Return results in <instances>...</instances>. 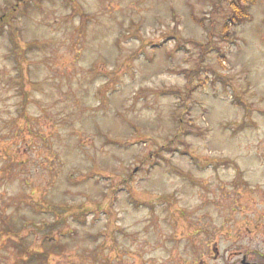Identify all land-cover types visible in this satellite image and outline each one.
Returning a JSON list of instances; mask_svg holds the SVG:
<instances>
[{
    "label": "rangeland",
    "instance_id": "obj_1",
    "mask_svg": "<svg viewBox=\"0 0 264 264\" xmlns=\"http://www.w3.org/2000/svg\"><path fill=\"white\" fill-rule=\"evenodd\" d=\"M0 264H264V0H0Z\"/></svg>",
    "mask_w": 264,
    "mask_h": 264
},
{
    "label": "trees",
    "instance_id": "obj_2",
    "mask_svg": "<svg viewBox=\"0 0 264 264\" xmlns=\"http://www.w3.org/2000/svg\"><path fill=\"white\" fill-rule=\"evenodd\" d=\"M247 1H251V3H253L255 0H247ZM239 15H241L240 13H238ZM249 15H244V16H241V17H239V18H244V17H248ZM22 252H24V253H29L28 251H22ZM26 253V254H27ZM34 255V254H33ZM33 255H32V253H29V256L31 257V260H33L34 259V257H33Z\"/></svg>",
    "mask_w": 264,
    "mask_h": 264
},
{
    "label": "flooded vegetation",
    "instance_id": "obj_3",
    "mask_svg": "<svg viewBox=\"0 0 264 264\" xmlns=\"http://www.w3.org/2000/svg\"><path fill=\"white\" fill-rule=\"evenodd\" d=\"M244 263H246L245 261H243Z\"/></svg>",
    "mask_w": 264,
    "mask_h": 264
}]
</instances>
